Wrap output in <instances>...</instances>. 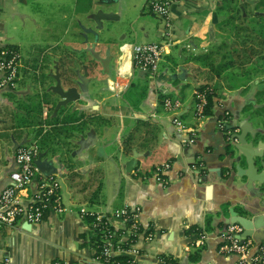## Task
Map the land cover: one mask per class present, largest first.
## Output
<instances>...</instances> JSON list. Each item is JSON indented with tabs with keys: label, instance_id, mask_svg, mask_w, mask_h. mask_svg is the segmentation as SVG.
I'll list each match as a JSON object with an SVG mask.
<instances>
[{
	"label": "crops",
	"instance_id": "obj_1",
	"mask_svg": "<svg viewBox=\"0 0 264 264\" xmlns=\"http://www.w3.org/2000/svg\"><path fill=\"white\" fill-rule=\"evenodd\" d=\"M220 1H172L167 34L165 18L149 9V0L109 4L99 0H0V43L14 45L21 54L16 87L0 88V190L9 182V171L17 167L16 148L35 140L37 155L43 152L57 167L51 174L59 182L63 203V210L48 209L37 221L18 218L4 225L0 264H5V258L7 264H53L54 259L68 264L94 262L92 222L85 213L104 214L120 229L123 241L130 231L115 212L124 206L140 207L142 229L117 253L131 256L136 264H163L162 254L171 255L177 264H230L235 256L219 248L218 236L230 222L232 211L254 220L261 214L260 225L253 227L251 236L264 239V179L238 175L237 164L239 170L247 168L246 155L237 144H231V154L224 153L227 142L216 125L217 114L227 108L229 125L243 131L253 147L262 143V156L255 165L256 172L263 173L264 115L252 117L250 112L252 107L264 110V87L258 85L264 78L235 88L215 87L203 78L208 68L213 69L206 60L218 53L216 46L224 37ZM130 5L134 13L125 18L143 42L170 38L172 45L162 53L155 70L136 67V78L127 77L128 84L117 95L107 90L106 80L123 63L124 53L129 57L125 49L134 42H119L102 31L92 13L99 8L113 10L118 14L115 18H122L123 9ZM153 16L164 20L162 27L151 24ZM83 26L99 32L94 45L98 56L110 47L108 66L82 49L86 46ZM90 33L88 41L93 42ZM125 66L129 68L130 60ZM181 67L185 70L182 78L177 76ZM108 68L109 74L105 72ZM56 71L64 89L75 86L81 91L85 86L88 94L56 109L60 96L51 89ZM201 83L213 89L214 115H194L195 86ZM130 84L134 85L131 98L124 96ZM167 96L183 102L178 111L183 130L163 105ZM131 158L135 161L128 168ZM107 164L115 165L109 169L116 173L111 178Z\"/></svg>",
	"mask_w": 264,
	"mask_h": 264
},
{
	"label": "built area",
	"instance_id": "obj_2",
	"mask_svg": "<svg viewBox=\"0 0 264 264\" xmlns=\"http://www.w3.org/2000/svg\"><path fill=\"white\" fill-rule=\"evenodd\" d=\"M174 0H149V9L156 15L165 18V24L170 34L169 7ZM172 45L169 38L166 41L134 42L125 49L129 53L130 66L127 68L122 62L116 66L112 75L106 80V87L118 95L127 83V77L131 76V69L138 67L145 70H155L158 67L162 53ZM128 49V50H127ZM21 54L11 44L0 43V88L14 89L19 79ZM114 94V95H115ZM194 112L197 116L203 115V109L207 104L205 90H195ZM166 109L172 111V121L179 130L184 125L178 116L183 102L178 97L167 96L163 99ZM228 113V111H225ZM229 119L226 116L216 118V125L223 133L226 141L236 140L233 136L234 128L229 127ZM226 126V127H224ZM186 140V139H185ZM191 141V139H187ZM38 151V143L35 140L20 144L14 154L16 168L9 171V182L0 190V229L4 225L12 224L18 218L26 221H37L48 209L63 210V203L59 193V182L52 174H43L35 163ZM201 166L198 165L197 168ZM139 206H124L115 212L125 221V228L131 231L139 225ZM104 214L95 216L96 222H100ZM106 218V217H105ZM107 219V218H106ZM130 220V222H129ZM108 221V220H107ZM244 227L240 222H227L220 232L219 248L226 255H234L230 264H264V241L251 235H242ZM151 233H147L149 238ZM104 247L99 255H95V261L99 264H111L105 260L117 253L122 247L111 237L108 231H103ZM8 258H5L7 264ZM53 264H68L65 261L54 259Z\"/></svg>",
	"mask_w": 264,
	"mask_h": 264
},
{
	"label": "rangeland",
	"instance_id": "obj_3",
	"mask_svg": "<svg viewBox=\"0 0 264 264\" xmlns=\"http://www.w3.org/2000/svg\"><path fill=\"white\" fill-rule=\"evenodd\" d=\"M220 2H222L221 17L223 18V20L225 19V27L223 29L224 37L220 41L222 42V44L220 43V45L216 46L217 48L215 50H218V53H215L216 51L213 52L215 54L211 55V59L206 60V65L208 67L212 65V68L214 70L208 68V71H206V74L203 76V78L208 80L209 82L213 81L215 87L228 86L231 88H235L240 86L247 87L250 84L253 85L254 78H264V37H262L263 29L261 28L260 21H258L256 19L257 17L252 13L253 4L251 3V0H221ZM241 5L242 7L240 8ZM133 13L134 11L130 5L128 8L123 9L122 18L118 17L105 19L102 22L100 29L102 31L104 29L114 35L119 42L146 41L145 39H142L135 34V26L130 23L131 21H128L125 18V15H132ZM137 24L138 23H136V26H138ZM151 24H154V26L158 25L159 27H162L164 24V20L158 21L157 18L153 16L151 18ZM91 35L93 36V38L95 37L94 34ZM97 35H99V32H97ZM222 62H226V65L221 66L220 63ZM213 71H215V73L219 72L220 74L218 76H215L216 74ZM138 72L139 70L135 67L132 71V78L135 79L138 75ZM35 82L37 81H34V83ZM133 90L134 85L130 84L129 87H127L126 92H124V96L129 94V98H131ZM172 97L174 98L175 96ZM257 98H259V96ZM262 98L264 99L263 96ZM194 107L195 102L193 108ZM247 107L248 106H246V108ZM141 110L146 112V108L144 106ZM250 113L252 117L257 115H264V110H261V108L256 109L252 107V111ZM194 115H196L195 112ZM261 120L263 121V119ZM262 125L263 123L261 124V126ZM233 131L237 132L236 128H234ZM233 142L236 143L237 141L233 140ZM112 166L115 169V165L107 164L106 166V172L108 171L109 178L116 174L114 172L115 170H111L110 172L109 169H112ZM111 173L113 175L110 176ZM58 179L60 180L61 186L63 187L64 185L60 176L58 177ZM110 182L111 183H109L108 187L109 189L112 188L111 179Z\"/></svg>",
	"mask_w": 264,
	"mask_h": 264
},
{
	"label": "water",
	"instance_id": "obj_4",
	"mask_svg": "<svg viewBox=\"0 0 264 264\" xmlns=\"http://www.w3.org/2000/svg\"><path fill=\"white\" fill-rule=\"evenodd\" d=\"M113 1L114 0H99V2L102 4H109ZM117 15H118L117 12H114L113 10H103L101 8L97 9L95 12L92 13V17L96 20L98 27L101 26L102 19L115 18L117 17ZM82 28L84 30L83 31V35L85 38L84 42L86 43V46L82 49L88 50L89 52H91L94 58L99 60L104 67L108 66L112 58V54L110 53V47L107 48V50L104 53V56H98V54H96V51L94 50V45L96 41L98 40V35H97L96 30L92 27L83 26ZM87 32H91L92 34H94L95 37L93 39V42L88 41ZM105 72L109 74L110 69L108 68L107 71ZM53 76L56 79V82L54 85L51 86V89L54 92L58 93L60 96V99L57 100L55 104L56 109L59 108L61 105H66L68 102L74 101L88 94L85 86H82V85H80L82 86L81 91H78L75 86H69L64 89L61 86L59 74L57 71L53 74ZM177 76L180 78L185 76L184 68L181 67V72H178ZM258 85L259 87H264V82H261ZM229 127L232 128L234 126L229 125ZM233 136L236 137V140H235L237 141L236 143L233 141H226V142L230 144H237V146L241 148V150L245 153L247 163H248L247 168H241V170H239L240 166H238V164L236 165L238 169V175L246 174L248 177L254 180L262 181L264 179V172L257 173L256 172L257 169L255 165L256 158L257 157L260 158L262 156V149H263V147L261 148L262 143L260 144V142H258L257 145L253 147L251 143L246 142L245 133L243 131L241 132L234 131ZM238 144H240L241 146H239ZM133 160L134 158H131L128 160L127 164H130L128 168H131V164ZM34 161L38 169L46 175L51 174L52 172H57V167L53 163V160L51 158L43 157V152H39ZM260 164L262 167H264V160H261ZM261 218H262L261 214H259V216L254 220L253 218L251 219V218L239 215L235 211H232V218L230 219V221L240 222L244 226L246 230L242 233V235H251V234H255L253 232V227L260 225Z\"/></svg>",
	"mask_w": 264,
	"mask_h": 264
},
{
	"label": "trees",
	"instance_id": "obj_5",
	"mask_svg": "<svg viewBox=\"0 0 264 264\" xmlns=\"http://www.w3.org/2000/svg\"><path fill=\"white\" fill-rule=\"evenodd\" d=\"M251 3L253 4V15H255L258 21H260L261 28L263 29L262 37H264V0H251ZM242 5L240 6V8ZM262 8V9H261ZM221 66H225L226 62L220 63ZM219 73V72H217ZM196 90H205L206 96H207V104L205 105V108L203 109V114H209L214 115V99H213V89L206 83L197 84L195 86ZM264 91V88L261 90ZM63 107L60 109L62 110ZM225 111H228V113H225ZM182 114V113H181ZM71 114H67V117H69ZM230 111L226 108L220 113L217 114V118H220L222 116H226L230 118ZM226 127V126H224ZM233 128V127H232ZM232 147L230 143H226L224 145V153L231 154L232 153ZM85 215L88 217V219L92 222V233H91V241L95 249V255H99L102 248L104 247L105 243L103 240V231H108V236L112 238L113 241L117 242L121 247H128V244L133 241L135 235L137 232L141 231L142 226L139 224L137 227L132 228L130 231V234L127 239L121 241L119 239V228L113 227L105 217L101 218L100 222H96L95 220V213L93 212H86ZM130 222V220H129ZM146 232L149 233V228H146ZM145 232V231H144ZM261 241H264L261 240ZM105 260L109 261L111 264H136V261L127 254L122 253H115L111 256L105 258ZM162 263L163 264H177V260L168 254H162ZM87 264H99L96 262H89Z\"/></svg>",
	"mask_w": 264,
	"mask_h": 264
},
{
	"label": "bare ground",
	"instance_id": "obj_6",
	"mask_svg": "<svg viewBox=\"0 0 264 264\" xmlns=\"http://www.w3.org/2000/svg\"><path fill=\"white\" fill-rule=\"evenodd\" d=\"M128 62H129L128 54L124 53V55H123V64L124 65H128Z\"/></svg>",
	"mask_w": 264,
	"mask_h": 264
},
{
	"label": "flooded vegetation",
	"instance_id": "obj_7",
	"mask_svg": "<svg viewBox=\"0 0 264 264\" xmlns=\"http://www.w3.org/2000/svg\"><path fill=\"white\" fill-rule=\"evenodd\" d=\"M264 108V107H263ZM257 131V130H256ZM256 131L254 130V132L256 133Z\"/></svg>",
	"mask_w": 264,
	"mask_h": 264
}]
</instances>
